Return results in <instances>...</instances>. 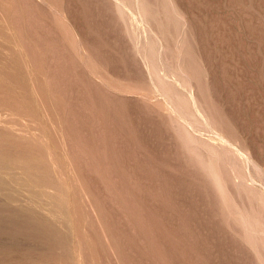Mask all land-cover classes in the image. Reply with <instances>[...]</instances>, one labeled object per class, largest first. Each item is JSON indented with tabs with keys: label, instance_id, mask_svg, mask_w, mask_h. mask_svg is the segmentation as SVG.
Here are the masks:
<instances>
[{
	"label": "rangeland",
	"instance_id": "rangeland-1",
	"mask_svg": "<svg viewBox=\"0 0 264 264\" xmlns=\"http://www.w3.org/2000/svg\"><path fill=\"white\" fill-rule=\"evenodd\" d=\"M0 264H264V0H0Z\"/></svg>",
	"mask_w": 264,
	"mask_h": 264
}]
</instances>
